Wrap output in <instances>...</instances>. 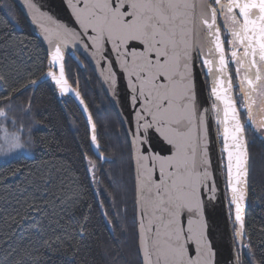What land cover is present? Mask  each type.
I'll list each match as a JSON object with an SVG mask.
<instances>
[{
    "label": "snow or ice",
    "instance_id": "6c2138e0",
    "mask_svg": "<svg viewBox=\"0 0 264 264\" xmlns=\"http://www.w3.org/2000/svg\"><path fill=\"white\" fill-rule=\"evenodd\" d=\"M68 6L79 30L29 3L50 55L41 77L22 72L14 61L0 67V155L31 146L40 121L29 93L50 82L61 96L79 98L90 146L97 159H104L96 124L65 71L64 48L80 44L103 63L102 75L112 89L115 64L130 90L135 121L127 133L141 264H215L205 217L218 191L210 127L222 145L221 198L234 209L233 264H257L251 244L245 243L244 208L253 170L249 136L264 143V0H68ZM197 66L209 84L206 106L197 98ZM153 135L167 146L163 154L151 150ZM85 157L86 170L98 183L95 163ZM32 227L38 238L43 236V224ZM87 230L85 222L55 238L65 264H77ZM108 252L105 248V256ZM8 255L9 264H29L32 252L12 248Z\"/></svg>",
    "mask_w": 264,
    "mask_h": 264
},
{
    "label": "trees",
    "instance_id": "16d2710c",
    "mask_svg": "<svg viewBox=\"0 0 264 264\" xmlns=\"http://www.w3.org/2000/svg\"><path fill=\"white\" fill-rule=\"evenodd\" d=\"M13 61L22 72L41 77L47 70L48 54L35 26L14 1L0 0V67ZM65 64L71 83L77 76L101 149L111 161L102 167L94 155L87 123L72 99L61 96L50 82L29 93L33 115L40 121L30 146L33 155L0 163V264H9L12 248L31 251L29 264H65L67 257L55 238L85 222L87 238L77 264H141L126 133L87 63L80 68L67 57ZM249 152L253 170L245 243L251 244L257 264H264V143L250 135ZM85 154L95 163L98 183L92 182L86 170ZM37 222L45 228L40 238L32 227Z\"/></svg>",
    "mask_w": 264,
    "mask_h": 264
},
{
    "label": "water",
    "instance_id": "95a60500",
    "mask_svg": "<svg viewBox=\"0 0 264 264\" xmlns=\"http://www.w3.org/2000/svg\"><path fill=\"white\" fill-rule=\"evenodd\" d=\"M13 1L17 5V7L20 9V11L24 14V16L27 17L29 21L37 29V35L41 43L43 44L48 54V57L50 55L49 46L41 38V32H40L39 26L37 24H34L32 21L34 10L29 7V3L35 4L37 8H39L42 12L46 13L57 23L63 24L72 29L79 30L75 17L72 15V11L68 6V0H13ZM65 53H67L70 57H72V59L79 66L83 65L81 59H83L87 63V65L92 69V71L96 75L102 89L104 90L105 95L107 96L111 104V107L113 108L118 119L120 120V123L125 133H127V130L133 128L134 121H135V115H134L135 110L131 105L130 90L127 87V80L124 74L121 71H119L118 66L115 64L113 65V70L116 72V76H117V86L115 89H112L111 86L107 82H105L104 76L102 75L103 63L101 62L100 64H97V61L93 57L92 52L90 50L84 49L83 46L80 44H69L67 47L64 48V57H65ZM64 63H65V60H64ZM65 71H66V67H65ZM196 72H197V81H196L197 82V98L199 102L205 104L206 106L208 103V99H207L208 85L207 83L204 82L203 79H201L199 75L198 66L196 67ZM66 75H67V72H66ZM69 83L72 84L70 81ZM72 87L75 88L80 93V98L83 99L79 86L78 85L74 86L72 84ZM66 96L74 101V103L80 110L82 116L84 117L87 123L88 129H89V132H90V125L88 124L87 119H86L87 114L83 111V106L80 105L79 98H77L72 93H69ZM84 103L86 104L85 100H84ZM88 111L90 112L89 108H88ZM96 134L98 137L97 128H96ZM126 136L129 142L130 133H127ZM209 139L211 141L210 146H209L210 156L212 160L211 170L217 178L218 191H217V199L211 202L208 206H206L205 217L208 223L210 239L213 240V247L216 249L215 264H233V254L235 251L234 235H233L231 220H230V216L228 212L227 200L226 198H223V199L221 198L223 196V190L225 187L223 171H222L223 166L219 163V160H218L221 147H220V141L216 140V133L214 129L211 127L209 130ZM166 147L167 146L164 145L163 142L157 136L153 135L151 137V150L161 152L163 154ZM91 149L94 153V149L92 147ZM100 161L103 167L105 163L110 162L111 159L104 156V159ZM218 168L221 169V171H217ZM133 172H134V164H133ZM248 200H249V197H248ZM248 200L246 201V205L244 208L245 219H246V214H247V209H248ZM136 217H137V210H136ZM137 233H138V245H139L138 226H137Z\"/></svg>",
    "mask_w": 264,
    "mask_h": 264
},
{
    "label": "rangeland",
    "instance_id": "374dc122",
    "mask_svg": "<svg viewBox=\"0 0 264 264\" xmlns=\"http://www.w3.org/2000/svg\"><path fill=\"white\" fill-rule=\"evenodd\" d=\"M37 31V29H36ZM67 57H70L67 53H65V57H64V60L66 61L67 60ZM72 59V57H70ZM73 60V59H72ZM74 61V60H73ZM83 65L82 66H79L75 61V63L80 67V68H85V61L83 59H81ZM65 67H66V64H65ZM66 72H67V76L69 74V70L66 69ZM72 84L74 86H79V81L77 79V76L74 75L73 76V81H72ZM2 135V134H0ZM220 147H222L221 145V142H220ZM33 155V150L31 149V147L29 146H25V148L23 150H17L15 151L14 153L12 154H9V155H0V163H3V162H7V161H10L12 159H15V158H18V157H21V156H25V157H31ZM227 200V199H226ZM227 207H228V212H229V216H230V220H231V226H232V230L234 229V209H231L229 208V205H228V202H227ZM230 212H231V215H230ZM234 235V234H233ZM235 241V240H234Z\"/></svg>",
    "mask_w": 264,
    "mask_h": 264
},
{
    "label": "flooded vegetation",
    "instance_id": "af4514ba",
    "mask_svg": "<svg viewBox=\"0 0 264 264\" xmlns=\"http://www.w3.org/2000/svg\"><path fill=\"white\" fill-rule=\"evenodd\" d=\"M208 85V89H209V84H207ZM102 165V164H101Z\"/></svg>",
    "mask_w": 264,
    "mask_h": 264
}]
</instances>
